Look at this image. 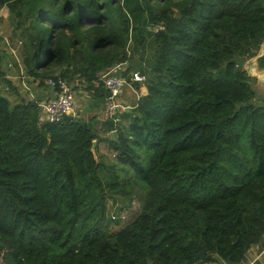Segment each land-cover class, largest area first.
I'll return each instance as SVG.
<instances>
[{"label": "trees", "instance_id": "16d2710c", "mask_svg": "<svg viewBox=\"0 0 264 264\" xmlns=\"http://www.w3.org/2000/svg\"><path fill=\"white\" fill-rule=\"evenodd\" d=\"M4 7L39 83L105 97L101 77L131 44L155 49L127 123L107 118L112 159L94 157L91 119L42 121L38 103L0 88V264H244L264 239V105L244 67L264 44V0ZM139 191V213L111 231L109 198L130 206Z\"/></svg>", "mask_w": 264, "mask_h": 264}, {"label": "crops", "instance_id": "0c3cea01", "mask_svg": "<svg viewBox=\"0 0 264 264\" xmlns=\"http://www.w3.org/2000/svg\"><path fill=\"white\" fill-rule=\"evenodd\" d=\"M0 56L2 57L1 70L3 72L0 78V88L5 96L15 104L24 100L35 101L41 105L50 98L55 97V88L46 79L45 82L39 83V79L28 76L24 70L21 58L19 57V45L17 39L11 42L9 35H3L0 39ZM131 56L125 62L129 71H139L145 74V71L150 69L151 59L154 54L153 37H149L146 44H131ZM149 73H147L148 75ZM146 75V74H145ZM144 83H137L129 81L127 84L126 92L121 100L118 116L119 121L117 128L122 127L127 123L125 112H129L134 106L137 97L139 96ZM106 94V92H105ZM75 110L74 114L77 117L91 119L92 126L98 135L97 148L101 154L113 155L109 149L108 140L116 136V129H108L106 122L108 121L105 113V100L106 97H96L91 95L84 89L83 86L75 89ZM257 247V255L252 260L251 253L254 247ZM261 246V247H260ZM264 252V239L262 243L253 245L247 253L244 264H253L257 261L260 254ZM247 262V263H246Z\"/></svg>", "mask_w": 264, "mask_h": 264}, {"label": "built area", "instance_id": "2783aa9c", "mask_svg": "<svg viewBox=\"0 0 264 264\" xmlns=\"http://www.w3.org/2000/svg\"><path fill=\"white\" fill-rule=\"evenodd\" d=\"M126 71L125 63L116 62L101 77L108 92L105 100V113L107 118L113 119L115 122L119 121V107L129 81L137 83L146 81V76L139 71L127 73ZM48 82L55 88V97L41 105V120L58 122L65 116L73 115L76 99L73 85L61 77L49 78Z\"/></svg>", "mask_w": 264, "mask_h": 264}, {"label": "rangeland", "instance_id": "374dc122", "mask_svg": "<svg viewBox=\"0 0 264 264\" xmlns=\"http://www.w3.org/2000/svg\"><path fill=\"white\" fill-rule=\"evenodd\" d=\"M17 17H15L11 12H9L7 7L4 9L0 8V39L3 35H9L11 42H14L17 39V45L20 46V39L22 38V31L16 27ZM1 42V41H0ZM153 45L155 47V40H153ZM131 53V49H130ZM244 67L252 72L255 69V58H250L244 62ZM256 77L254 78V87L256 89V99L255 104L257 106L264 105V76H258L255 73L253 74ZM113 155H110L112 157ZM143 196V192L139 191L136 196L133 197L131 205H124L117 197L109 198L108 200V216L111 217L112 222L110 224L111 231H118L130 221H132L135 216L139 213ZM130 200L129 197L125 198V203H128ZM122 206V207H121ZM261 247V246H260ZM256 246L252 250L251 257L252 260L257 255ZM247 263V262H246ZM225 264V263H223ZM253 264H264V252L260 254L259 258Z\"/></svg>", "mask_w": 264, "mask_h": 264}, {"label": "water", "instance_id": "95a60500", "mask_svg": "<svg viewBox=\"0 0 264 264\" xmlns=\"http://www.w3.org/2000/svg\"><path fill=\"white\" fill-rule=\"evenodd\" d=\"M254 58H255V69L252 72L248 71V73L251 76H255L253 75L254 73L258 76L259 75L264 76V44L261 46L258 54ZM96 146H97V140H94L92 145V152L94 154V157L98 159V155L96 153Z\"/></svg>", "mask_w": 264, "mask_h": 264}]
</instances>
